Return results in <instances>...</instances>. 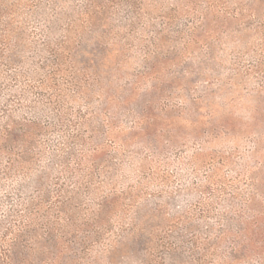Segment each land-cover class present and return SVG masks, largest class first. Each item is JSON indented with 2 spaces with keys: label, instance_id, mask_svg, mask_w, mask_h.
Here are the masks:
<instances>
[{
  "label": "rangeland",
  "instance_id": "rangeland-1",
  "mask_svg": "<svg viewBox=\"0 0 264 264\" xmlns=\"http://www.w3.org/2000/svg\"><path fill=\"white\" fill-rule=\"evenodd\" d=\"M26 2L0 92L16 121L38 126L23 173L3 176L0 160V246L32 198L37 237L48 221L63 232L59 264H264L252 246L233 259L229 236L203 246L242 219L258 235L255 214L264 226V0Z\"/></svg>",
  "mask_w": 264,
  "mask_h": 264
},
{
  "label": "trees",
  "instance_id": "trees-1",
  "mask_svg": "<svg viewBox=\"0 0 264 264\" xmlns=\"http://www.w3.org/2000/svg\"><path fill=\"white\" fill-rule=\"evenodd\" d=\"M23 0H0V67H9L12 66L15 62L13 58L15 57L14 50L10 45V41L12 35L14 33V23L16 19V14L18 11V7L22 3ZM44 0H27V7L36 10H45V6H43ZM49 1L52 7H55L56 2L59 0H47ZM94 5H91V0H88V8H93ZM35 13V12H32ZM42 23H53L51 22V17L45 11L42 13ZM57 23V21H54ZM66 33H70L66 31ZM60 46V47H59ZM62 45H58L59 53L62 51ZM50 61L48 65L51 64L53 68V75L62 70V61H59V57L56 55V52L50 53ZM1 71V70H0ZM1 73V72H0ZM70 83V86H75L76 81L72 78L67 83ZM6 96L2 95L0 92V114L2 116L0 120V160L4 161V166L1 169L3 176L10 177L15 171L20 170L22 172L25 169V152L22 149L28 143L29 138L33 136L31 129L38 126L35 120L23 118L20 122L16 121L12 116L11 112L9 111V101L5 98ZM54 97H59L56 92L54 93ZM3 119V120H2ZM21 149V151H18ZM95 150V149H94ZM85 157H88L87 154H84ZM82 161V160H81ZM79 164V163H78ZM23 173V172H22ZM24 175V174H23ZM248 186H252L253 183L249 182ZM35 189L39 190L38 188L40 185L37 183L35 184ZM213 185V184H212ZM220 191L217 189H213L210 192H219L225 194V190L219 186ZM235 200L234 195L229 196V202L226 203V207L233 211L235 207ZM23 201V200H21ZM36 200H32V198H28L24 201L23 204L20 205L23 207L22 212H16L18 219L15 224L9 226L6 229L7 233H10L13 237L10 238V243L7 246H0V263L1 264H28L29 257L32 253L35 252V249H39L41 251L38 253V261L39 263L43 264H59V260H61L62 251L57 249L58 247V236L57 234L60 232L59 228H56V224L52 222H47L43 231L44 240H40L37 235L36 231L32 230L30 227V223H35L38 220L41 221L44 219V216H38L37 212L39 211V204L35 202ZM253 198H249L246 200L243 205V210L250 211L249 205L252 203ZM63 205H56L55 210H57L58 214L56 219H60V217H64L66 221L68 217L66 216L67 213L63 211ZM101 207V204H99ZM240 213V211L238 212ZM242 213V212H241ZM13 215L11 214V217ZM8 217V215H7ZM239 221L242 219V216L239 214L237 216ZM38 219V220H37ZM261 219L260 214H255L252 216L251 224L261 232L258 235H247L248 227H245V221L242 219L241 225H244V228H240L237 234H232L228 229H222L219 231L215 238V242L213 245L210 244V239L204 241L203 246L211 247L217 244H220L224 238L227 236L231 237L229 244L231 245V254L232 258L236 259L237 252L242 251L244 256H247V252L250 250L249 247H254L255 254L261 255L264 250V226L258 225L259 220ZM57 221V220H56ZM233 221V220H231ZM227 222H229L227 220ZM247 222V221H246ZM57 223V222H56ZM94 226L98 227L100 224L97 220L93 219ZM99 230L101 229L100 226L98 227ZM244 236V242L240 241V235ZM59 235V234H58ZM4 243L6 242L5 238L2 239ZM259 243L260 245H258ZM257 244V245H256ZM76 246V245H75ZM80 246V245H79ZM77 245V250L79 255L84 254L82 252L84 247ZM36 247V248H34ZM63 249V248H62ZM65 249H69L68 245H66ZM252 250V249H251ZM232 251L234 253H232ZM37 254V253H35ZM234 254V255H233ZM49 256L48 261L43 260L44 256ZM30 263V262H29Z\"/></svg>",
  "mask_w": 264,
  "mask_h": 264
}]
</instances>
